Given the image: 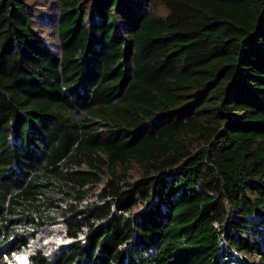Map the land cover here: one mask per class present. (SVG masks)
Returning <instances> with one entry per match:
<instances>
[{
    "label": "trees",
    "instance_id": "obj_1",
    "mask_svg": "<svg viewBox=\"0 0 264 264\" xmlns=\"http://www.w3.org/2000/svg\"><path fill=\"white\" fill-rule=\"evenodd\" d=\"M54 2L0 0L1 258L264 264V0Z\"/></svg>",
    "mask_w": 264,
    "mask_h": 264
},
{
    "label": "rangeland",
    "instance_id": "obj_2",
    "mask_svg": "<svg viewBox=\"0 0 264 264\" xmlns=\"http://www.w3.org/2000/svg\"><path fill=\"white\" fill-rule=\"evenodd\" d=\"M30 1V9L34 10L36 12V14L39 15L40 17V21L42 22L41 24H39V26L42 29V34L44 39L53 47L54 46L53 42L54 39H52L51 37L53 36V30L51 29V27H49L46 23V20L48 21L49 19L44 18L45 17V13H48L47 11H53V9L55 8V0H29ZM49 233H52V236L47 238V240H45V242H41L42 236H40L38 238V240H31L28 244V248H32L35 246V244L38 243H42L45 246H50L52 247H56L58 245L60 246H64L66 245V242H63V239L60 236V225H57L55 228H51L48 229L46 231V234L49 235ZM45 234V235H46ZM30 250L27 251L26 248H22L16 251H13L11 253V258H1L2 255L0 254V264H27L28 260V254H29Z\"/></svg>",
    "mask_w": 264,
    "mask_h": 264
}]
</instances>
